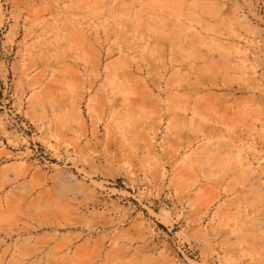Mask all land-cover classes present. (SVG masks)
Masks as SVG:
<instances>
[{"label": "rangeland", "instance_id": "374dc122", "mask_svg": "<svg viewBox=\"0 0 264 264\" xmlns=\"http://www.w3.org/2000/svg\"><path fill=\"white\" fill-rule=\"evenodd\" d=\"M0 264H264V0H0Z\"/></svg>", "mask_w": 264, "mask_h": 264}]
</instances>
